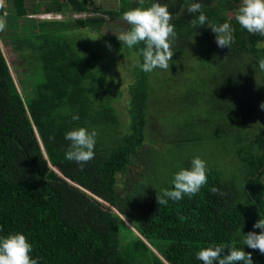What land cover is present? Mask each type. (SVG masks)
<instances>
[{
	"label": "trees",
	"instance_id": "obj_1",
	"mask_svg": "<svg viewBox=\"0 0 264 264\" xmlns=\"http://www.w3.org/2000/svg\"><path fill=\"white\" fill-rule=\"evenodd\" d=\"M196 2L209 24L232 26L226 57L199 37L196 27L216 40L207 24L192 23L199 13H177L175 0H165L172 16L179 15L181 32L169 70L152 72L141 70L143 43L129 48L117 38L130 28L123 13L139 7L138 0H119L118 10L94 11L80 24L28 16L90 12L88 0H7L8 6H0L12 51L31 50L44 69L66 63L77 74L35 86L41 100H51L45 107L26 106L0 49V237L24 234L38 264H168L155 242L199 251L223 243L226 252L240 247L252 254L253 264H264V254L243 245V235L259 233L253 225L264 218V71L258 66L264 52L239 42L242 0ZM152 3L144 0L145 7ZM78 27L96 32L109 55L133 57L128 127L110 147L107 141L97 146L102 141L93 124L118 128L117 95L101 48L90 45ZM62 37L67 41L59 43ZM85 117L94 119L87 129L97 132L95 148L103 150L81 166L63 152L70 144L65 134ZM196 156L210 169L207 184L191 198L159 205L157 196L174 187V174L190 168ZM132 165L139 169L136 178H120ZM212 187L223 195L212 194ZM123 228L131 236L127 241Z\"/></svg>",
	"mask_w": 264,
	"mask_h": 264
},
{
	"label": "clouds",
	"instance_id": "obj_2",
	"mask_svg": "<svg viewBox=\"0 0 264 264\" xmlns=\"http://www.w3.org/2000/svg\"><path fill=\"white\" fill-rule=\"evenodd\" d=\"M139 7L125 11L123 19L130 26L129 30L117 36L118 40L126 44L129 48L143 43L140 50L143 56L141 70L152 72L156 68L169 70L170 61L174 55L173 45L175 44L177 33L175 25L171 23L173 17L168 10L166 3L155 0L150 6H144V0H138ZM3 6V0H0ZM200 2H192L187 7L190 14L199 13L197 19L192 23H199L200 26L207 24L216 35V43L220 48L229 47L234 41L233 28L228 22L219 25H211L207 16L201 11ZM238 23L249 33L264 36V0H242V5L236 15ZM6 20L0 19V32L6 29ZM109 47H111L109 45ZM259 69L264 71V59L258 62ZM264 109V103L260 105ZM73 120H78V115L72 116ZM97 132L93 129L89 131L85 127H79L65 134V139L70 141L65 153V159L74 161L81 166L88 163L95 156L94 148L96 144ZM210 169L207 163L199 156L191 160L190 168H181L174 174L172 180L173 188L162 190V194L157 196L159 205H167L169 200L179 201L185 195L189 198L196 195L202 186L207 184ZM212 194H220L219 189L212 187ZM253 228L260 229L259 233L254 231L243 235V245L251 249H258L264 254V218L259 219ZM33 246L27 237L22 233L10 234L0 237V264H38L37 259H33L30 253ZM197 259L203 264H253L252 254L245 252L243 248L226 245L213 244L200 249Z\"/></svg>",
	"mask_w": 264,
	"mask_h": 264
},
{
	"label": "rangeland",
	"instance_id": "obj_3",
	"mask_svg": "<svg viewBox=\"0 0 264 264\" xmlns=\"http://www.w3.org/2000/svg\"><path fill=\"white\" fill-rule=\"evenodd\" d=\"M35 2L40 0H34ZM137 1V0H136ZM196 2L197 0H175V7L178 6L179 12L181 14H186L187 9V2ZM4 2V0H3ZM155 2V0H154ZM160 3H165V0H159ZM184 3V4H183ZM8 6L7 0H5L3 6ZM88 5L90 12H67L65 14H55L51 13L47 17L42 14H34L28 16V18H33L34 20L40 19H64L68 18L71 21H76L77 24H80L83 20H85L86 17L92 16L94 11L100 12L102 9L107 10H118L120 8L119 0H88ZM190 13H188V16ZM173 19L171 23L175 25V31L177 26L176 19L179 17L178 14H175L172 16ZM123 19V18H122ZM21 20L18 22V26L21 27L25 24V21ZM79 33L89 40L90 45L98 46L101 48L103 55L105 56V60H103L105 64V69L108 70V80L110 81L109 84L111 85V88H115V95L116 99L114 101V108L116 110L117 115V126L119 133L114 130H108L105 126L104 122L101 123H95L93 124V127L98 129L100 133V138L102 142L97 144V146H100L103 141H107L109 144L105 145V147H110L111 145H115L116 139L121 138L124 133H126V129L128 127L127 123V114H126V106H127V85L130 82V76L128 75V68L133 62V57L128 56L126 54H115L109 55L100 43L98 42V36L96 32L92 30H88L85 28H79ZM198 31V35L200 38L203 39V42L207 45H212L211 50L214 49V53L216 56H219L221 59L226 57L225 48H220L217 46L216 40H209L205 35L202 36L204 33L203 28L196 27ZM181 31H178L177 35ZM6 33L8 31L5 29L1 36H0V49L1 52L6 60V63L9 67L11 76L13 78V81L16 85V88L22 97V99L25 102L26 106L34 105L35 103L41 106H47L48 101L51 99L48 98H42L40 99V94L37 92L35 86L39 85L40 83L49 81V80H55L60 81L61 78H65L67 76L75 77L77 74L74 72L72 67L68 64L59 65L57 67L53 68H46L44 69L39 63H37L34 58H32L31 50H21L19 52L12 51V43L9 41V39L6 37ZM85 38V40H86ZM67 41L64 37L59 38L58 42L62 43ZM97 42V44H95ZM239 42L247 48H252L254 51L264 52V37H259L253 35V33H249L246 29L242 33V35L239 38ZM95 44V45H94ZM216 49V50H215ZM95 90L99 88L98 84H95V87H93ZM42 102V103H41ZM100 109L97 108L96 112H99ZM52 113H49V116ZM53 115H51V119H53ZM87 119L80 120L78 124L79 127H85L87 128V125L91 124L94 119L92 117ZM67 147H69V144H66L65 152L67 151ZM109 149V148H104ZM103 150V148H94V151ZM64 151V150H63ZM46 156V155H45ZM47 158V157H46ZM139 169H137L136 165H132L129 167V171L127 175L120 176L123 180L129 179L134 180L137 176V172ZM127 225V224H126ZM121 235L126 236V241L131 238L130 234L124 230V228L121 230ZM172 242H155L153 245H155V250L158 252L163 259L168 264H200L197 259V253L199 250L186 247V246H172L170 245ZM161 248H164L163 251Z\"/></svg>",
	"mask_w": 264,
	"mask_h": 264
},
{
	"label": "crops",
	"instance_id": "obj_4",
	"mask_svg": "<svg viewBox=\"0 0 264 264\" xmlns=\"http://www.w3.org/2000/svg\"><path fill=\"white\" fill-rule=\"evenodd\" d=\"M4 2H5V0H4ZM4 2H3V4H4ZM44 16H45V14H44ZM44 16H43V17H44ZM46 17H47V16H46Z\"/></svg>",
	"mask_w": 264,
	"mask_h": 264
}]
</instances>
